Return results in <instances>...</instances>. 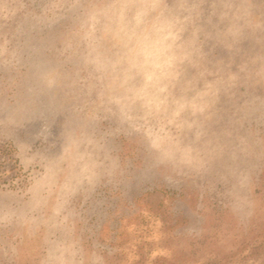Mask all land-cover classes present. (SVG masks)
<instances>
[{"label": "clouds", "instance_id": "clouds-1", "mask_svg": "<svg viewBox=\"0 0 264 264\" xmlns=\"http://www.w3.org/2000/svg\"><path fill=\"white\" fill-rule=\"evenodd\" d=\"M208 41L227 53L219 64ZM258 85L264 11L251 0H0V148L41 173L30 199L0 202L13 234L0 264H110L74 199L132 173L178 186L216 171L248 225L264 156ZM204 214L172 226L174 250L205 231Z\"/></svg>", "mask_w": 264, "mask_h": 264}, {"label": "rangeland", "instance_id": "rangeland-1", "mask_svg": "<svg viewBox=\"0 0 264 264\" xmlns=\"http://www.w3.org/2000/svg\"><path fill=\"white\" fill-rule=\"evenodd\" d=\"M251 2L264 11L261 0ZM50 23L54 31L58 22ZM248 46L246 41L241 45L244 49ZM204 51L209 64H219L227 56L211 41L205 43ZM255 92L264 95V85L256 86ZM56 130L53 121L51 132L55 134ZM36 131L37 127L32 126L25 134ZM40 175L38 169L22 164L0 148V202L30 199ZM226 190L216 171L178 186L132 173L121 186L101 187L87 202L76 197L74 204L80 212L78 227L109 250L110 264H264V156L254 159L250 196L255 214L248 225L241 227L235 222ZM201 206L205 209V231L184 248L174 250L172 226L191 221L192 211ZM12 239L13 234L0 230V244ZM6 259L0 253V261ZM24 259L20 257L21 262Z\"/></svg>", "mask_w": 264, "mask_h": 264}]
</instances>
